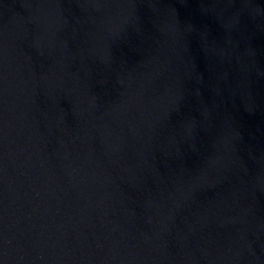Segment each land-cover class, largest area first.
Wrapping results in <instances>:
<instances>
[{
    "label": "water",
    "instance_id": "95a60500",
    "mask_svg": "<svg viewBox=\"0 0 264 264\" xmlns=\"http://www.w3.org/2000/svg\"><path fill=\"white\" fill-rule=\"evenodd\" d=\"M0 264H264V0H0Z\"/></svg>",
    "mask_w": 264,
    "mask_h": 264
}]
</instances>
